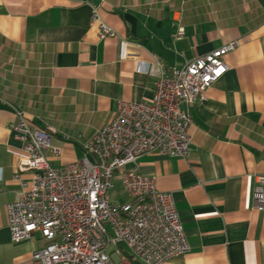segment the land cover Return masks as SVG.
I'll return each mask as SVG.
<instances>
[{
	"label": "crops",
	"instance_id": "crops-1",
	"mask_svg": "<svg viewBox=\"0 0 264 264\" xmlns=\"http://www.w3.org/2000/svg\"><path fill=\"white\" fill-rule=\"evenodd\" d=\"M94 10L114 36L99 37ZM230 41L237 45L223 56L225 73L180 106L192 120L188 158L149 152L125 166L174 199L190 249L163 264H264V210L252 198L264 174V7L258 0H0V264H31L45 244L39 232L14 242L7 225L25 157L8 127L18 112L50 134L60 150L44 151L52 166L93 160L84 144L118 101H149L159 76ZM115 184L123 192L119 176ZM123 195L110 199L126 202ZM118 248L108 249L112 262L142 264Z\"/></svg>",
	"mask_w": 264,
	"mask_h": 264
},
{
	"label": "built area",
	"instance_id": "built-area-1",
	"mask_svg": "<svg viewBox=\"0 0 264 264\" xmlns=\"http://www.w3.org/2000/svg\"><path fill=\"white\" fill-rule=\"evenodd\" d=\"M100 38L116 32L94 10ZM183 35L178 26L176 39ZM230 41L172 67L154 83L149 101L117 103L114 117L84 144L87 157L54 167L44 151L52 147L48 131L19 119L8 127L22 142L25 157L15 178L17 199L6 205L7 225L14 242L39 232L45 244L35 250L31 264H120L108 249L123 245L142 264H163L189 251L187 237L170 192L158 189L155 178L125 169L142 154L153 152L188 158L191 117L181 104H191L227 70L223 56L234 49ZM31 172L29 180L21 177ZM119 176L126 202L110 199ZM253 207L264 210V174L256 176Z\"/></svg>",
	"mask_w": 264,
	"mask_h": 264
},
{
	"label": "rangeland",
	"instance_id": "rangeland-1",
	"mask_svg": "<svg viewBox=\"0 0 264 264\" xmlns=\"http://www.w3.org/2000/svg\"><path fill=\"white\" fill-rule=\"evenodd\" d=\"M115 197L124 199V195H123V192L121 191V187L119 184H115L113 191H111V199Z\"/></svg>",
	"mask_w": 264,
	"mask_h": 264
},
{
	"label": "trees",
	"instance_id": "trees-1",
	"mask_svg": "<svg viewBox=\"0 0 264 264\" xmlns=\"http://www.w3.org/2000/svg\"><path fill=\"white\" fill-rule=\"evenodd\" d=\"M258 2L264 7V0H258Z\"/></svg>",
	"mask_w": 264,
	"mask_h": 264
}]
</instances>
